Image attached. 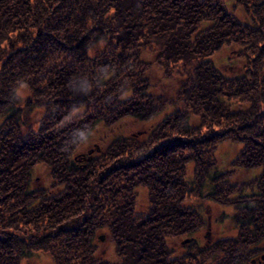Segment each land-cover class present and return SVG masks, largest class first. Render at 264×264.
I'll list each match as a JSON object with an SVG mask.
<instances>
[{"label":"trees","instance_id":"obj_1","mask_svg":"<svg viewBox=\"0 0 264 264\" xmlns=\"http://www.w3.org/2000/svg\"><path fill=\"white\" fill-rule=\"evenodd\" d=\"M237 1L250 23L227 0H0V264H248L262 251L264 231L247 218L257 227L264 217V0ZM231 44L244 62L236 74L212 59ZM146 48L167 76L181 75L182 107L149 92ZM161 112L145 137L117 135L79 162L96 125ZM226 138L244 143L234 165L262 167L255 194L232 198L243 186L218 172L213 152ZM189 164L199 182L212 170L208 195L235 202L241 224L183 255L169 239L203 224L185 204L197 191ZM103 229L114 259L99 246Z\"/></svg>","mask_w":264,"mask_h":264},{"label":"rangeland","instance_id":"obj_2","mask_svg":"<svg viewBox=\"0 0 264 264\" xmlns=\"http://www.w3.org/2000/svg\"><path fill=\"white\" fill-rule=\"evenodd\" d=\"M228 7L231 10H235V14L243 22L250 23L252 21L251 16L247 13L243 5L237 0H227ZM104 42L98 43L94 49L91 50V54L102 48ZM240 48L235 44L226 45L217 53L212 56V59L217 63L218 67L222 70H226L229 73L236 74L242 71L244 62L243 60L233 61L236 59V54ZM143 58L152 63L151 68L147 72V77L150 82L149 92L155 97L163 98L167 100V106L165 109L171 110L176 107H182V100L178 97V91L180 89L181 75L175 74L174 76H167L164 69L155 61V52L152 49L146 48L143 52ZM1 67V63H0ZM19 94L25 97L28 94L26 88H21ZM37 111V110H36ZM164 111V110H163ZM40 111H37L39 113ZM39 116V114H37ZM164 116V113L155 115L148 121H141L135 118H127L120 123L113 126L111 129L96 125L91 130L88 137H86L84 143L77 149L75 154L84 153L85 156L79 161L84 162L88 151L94 149L95 145L98 151H101L106 145L117 135H130L137 134L141 138L145 137L152 127ZM196 121L193 120V123ZM244 147V143L232 138H226L219 141L213 152V158L217 166V170L223 175L224 183L228 182L233 185H242V190L236 186L232 190V198L242 195L255 194L257 190V181L262 173V167H240L234 165L232 162L239 155L240 150ZM97 151V152H98ZM205 177L201 182L198 169L195 165L189 164L187 170V180L193 190L192 194L186 197V205L195 206L198 209L203 224L197 227L192 232L183 234L179 237H171L169 240L173 253H182L186 255L189 253L191 246L195 248L203 247V245L215 243L223 238H230L238 233L239 226L241 224L239 220V207L235 202L228 201L226 203L218 201L210 197L208 194L213 191V183L211 180L212 170L209 173H205ZM35 182L34 185H47L49 182L48 170L43 165L38 166L34 170ZM147 197L143 190H140L138 197V209L139 211H146ZM98 243L101 251L106 254V257L114 259V244L111 243V239L107 229H103L97 233ZM189 239L187 242H183L185 239ZM259 246L262 251L252 256V259L248 264H264L260 261V255L264 252V240L260 241ZM264 259V258H263ZM39 260L42 263H50L44 256ZM195 264V262H192Z\"/></svg>","mask_w":264,"mask_h":264},{"label":"flooded vegetation","instance_id":"obj_3","mask_svg":"<svg viewBox=\"0 0 264 264\" xmlns=\"http://www.w3.org/2000/svg\"><path fill=\"white\" fill-rule=\"evenodd\" d=\"M253 203H255V201H253ZM261 221L259 222L260 224L256 227V225H254V221H251L250 220V218H247V221H248V227H250V228H252V229H256L257 228V230L260 232H262V231H264V217L262 218V219H260ZM213 244V243H212ZM211 243L209 244V245H207V244H205V245H203L205 248H207V247H209L210 245H212ZM264 252H262L261 253V255H260V261L261 262H263L264 263V259H263V257H262V254H263ZM258 255V254H257ZM252 259V257L250 258V260ZM252 262H254L253 261V259L251 260Z\"/></svg>","mask_w":264,"mask_h":264},{"label":"water","instance_id":"obj_4","mask_svg":"<svg viewBox=\"0 0 264 264\" xmlns=\"http://www.w3.org/2000/svg\"><path fill=\"white\" fill-rule=\"evenodd\" d=\"M93 150H94V149H91L90 152H92ZM187 241H189L188 238L184 240V242H187ZM262 257L264 258V253L262 254Z\"/></svg>","mask_w":264,"mask_h":264}]
</instances>
